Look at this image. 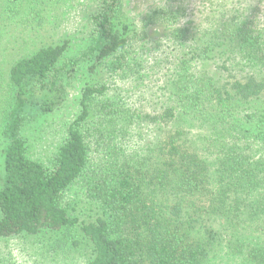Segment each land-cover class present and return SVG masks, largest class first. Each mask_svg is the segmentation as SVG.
Returning a JSON list of instances; mask_svg holds the SVG:
<instances>
[{"label":"trees","instance_id":"trees-1","mask_svg":"<svg viewBox=\"0 0 264 264\" xmlns=\"http://www.w3.org/2000/svg\"><path fill=\"white\" fill-rule=\"evenodd\" d=\"M11 3L18 14L22 0H0L1 14ZM92 5L91 69L110 81L82 89L78 115L45 162L27 155L25 111L32 84L64 91L68 41L9 70L0 240L58 245L66 234L73 249L88 247L86 264H264V0H201L196 32L171 29L175 49L150 60L153 41L135 37L141 26L125 18L123 0ZM151 14L145 30L183 16ZM81 179L101 209L91 222L63 204Z\"/></svg>","mask_w":264,"mask_h":264},{"label":"rangeland","instance_id":"rangeland-1","mask_svg":"<svg viewBox=\"0 0 264 264\" xmlns=\"http://www.w3.org/2000/svg\"><path fill=\"white\" fill-rule=\"evenodd\" d=\"M123 2L125 18L129 22L134 21V25L141 26L135 32V37H145L153 41L146 42L144 47L145 50L156 48L152 54L145 56L149 60L151 55L163 57L166 52L175 49L170 39L171 29L173 31L174 28L178 30L184 25H191L192 30L187 34L190 35L196 32L195 29L203 17L201 0ZM65 3L73 5L75 10L66 16L60 13ZM13 5L11 3L8 6V14L0 12V185L3 179L2 151L6 147L2 132L5 119L12 110L14 97V90L9 85V70L17 61L31 56L41 47L68 41V50L61 63H66L69 71L64 91L52 95L41 92L34 84L31 85L33 94L25 111L26 124L22 136L26 142L28 157L39 162H45L55 152L65 136L67 126L78 115L82 89L87 85L110 81L100 68L91 69L87 18L95 10L92 0H22L21 5L17 6L21 7L18 14L11 13ZM53 5L55 11L51 14ZM161 8H166L168 12H176L178 8L183 16L175 22L174 27L159 23L145 30L142 25L146 26L152 21L151 12ZM41 19L44 21L39 23ZM140 31L143 34H139ZM181 35L182 33L177 39H180ZM71 61H76L75 66H70ZM142 66L151 69L148 62ZM117 86L121 89L124 87L120 83ZM86 184L87 182L81 179L63 197V204L73 209L72 215L81 222H91L102 215L98 204L91 202L87 197ZM67 239L66 234L58 236L59 242L65 240L58 245L56 237L51 241L43 237L0 240V264H86L88 247L84 244L79 249H73L70 247L71 243H65Z\"/></svg>","mask_w":264,"mask_h":264}]
</instances>
